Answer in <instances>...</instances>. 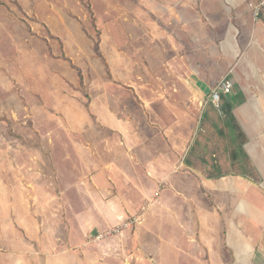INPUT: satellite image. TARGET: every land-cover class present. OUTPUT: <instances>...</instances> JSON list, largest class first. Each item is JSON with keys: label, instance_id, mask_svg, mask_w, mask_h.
Masks as SVG:
<instances>
[{"label": "rangeland", "instance_id": "rangeland-1", "mask_svg": "<svg viewBox=\"0 0 264 264\" xmlns=\"http://www.w3.org/2000/svg\"><path fill=\"white\" fill-rule=\"evenodd\" d=\"M206 3V0H0V17L7 18L0 32V190L3 193H0V264H81V254L88 249L79 250L83 248V238L76 235L81 234L85 243L94 245L98 230L107 227L112 233L120 230L114 224L108 226L110 214L122 211L124 217L129 213L127 207H120L118 201L112 202L113 194L94 193L91 189L94 183L87 178L89 171L82 177L55 178L57 185L66 184V179L71 182L72 193L62 194L60 189H53L46 194L44 189L37 191L35 181H41L38 184L42 186L47 182L48 178L41 176L42 171L48 170L47 164L42 162L41 169L45 170H41L28 155L36 147L39 134L48 135L51 144L62 145L76 139L86 147L91 143L94 146H90L91 151L97 154L100 145L110 143L111 151L103 154L112 162L114 158H127V147L142 151L141 141L147 139L148 151L143 160L151 158L158 172V165H165L160 149L167 158L172 157L175 143H188L189 122L196 118L200 124L204 117L191 86L178 74L174 82L176 68L168 66L159 47L163 49L164 42L168 41L165 44L167 51L171 49L170 60H180V55L187 59L186 48L179 45L185 41L179 28L188 30L189 22L184 19L188 21L189 11H196L197 19L205 17ZM112 38L117 44L122 42L119 53L110 44ZM39 56L52 63L57 74L50 76L53 81L55 76L60 81L54 82V87L47 91L53 115L46 119L37 112V91L29 84L37 71ZM183 68L189 67H178L181 74H185ZM45 81L38 85L41 87ZM109 91L115 99L99 100L100 94L105 96ZM97 100L99 104L102 101L110 105L97 110L93 105ZM59 103L65 105L61 111H58ZM174 106L177 112L171 113ZM150 107H155L158 113ZM44 120L54 124L51 130L41 132L36 126ZM115 121L124 126L109 128ZM59 122H63V128ZM72 123L83 125L86 130L76 129ZM97 126L104 128L100 131ZM186 153L184 149L182 156L188 163L190 156ZM72 169H79L76 159ZM159 183L152 182L149 189L160 188L162 207L175 208L181 198H176L169 183L165 186ZM82 196L98 207L93 208L94 204L90 207ZM62 201L64 205L58 207ZM66 202L70 203L68 207ZM100 202L105 208L98 205ZM9 203L13 204L12 208ZM48 203L55 208H42ZM85 215L89 217V224L86 222L85 229H81L80 223L87 221ZM162 216L163 234L180 236V219L175 218V209L163 210ZM100 218L108 221L106 226L94 225L93 229L91 223ZM67 237H71L69 244ZM67 245L78 256L73 263L68 254H63ZM161 247L166 256L158 259L159 264H175L174 251L169 253L171 249L166 244ZM178 260L185 262V259Z\"/></svg>", "mask_w": 264, "mask_h": 264}, {"label": "crops", "instance_id": "crops-1", "mask_svg": "<svg viewBox=\"0 0 264 264\" xmlns=\"http://www.w3.org/2000/svg\"><path fill=\"white\" fill-rule=\"evenodd\" d=\"M206 2L205 17L197 19V12L189 11L188 21L184 19L189 22L188 30L179 28L182 30L179 33L185 38L179 45L186 48L187 59L180 55V60H170L171 49L167 51L165 44L168 41L164 42L163 49L159 47L168 66L176 68L173 73L174 82L178 74L191 86L193 97L199 102L204 117L200 124L196 118L189 122L188 143H175L173 158H167L164 150L160 149L165 165L159 164L158 172L151 158L143 160L144 153L148 151L147 139L141 141L142 151L138 147H127V158H114L112 162L103 154L111 151L110 143L100 145L97 154L91 151V143L86 147L84 143L76 142V139L62 145L51 144L48 135L39 134L36 147L31 149V156L28 155L30 160L32 158L39 164L40 169L42 162H46L48 167L46 172H41V176L48 178L44 186L38 184L41 181H35L37 191L44 189L46 194H50L53 189H60L62 194L72 193L74 187L71 182L66 179V184L57 185L55 178L82 177L89 171L87 178H91L95 186L91 187L92 191L115 195L111 201H118L120 207L125 205L129 211L126 217H123L122 211L121 214L111 213L109 222L101 218L90 222L93 229L94 225L96 228L105 227V222H108V226L114 224L115 228L122 229L114 232L117 229L113 228V233L108 232L109 227L98 230L94 245L85 243V237L81 234L76 235L81 240L83 238V248L79 250L88 249L81 254V264H159L158 259L166 256L161 244L171 249L169 253L174 251L175 264H264V12L259 19H254L248 7L249 0ZM5 19L0 17V32ZM110 44L115 53L122 51V42L117 44L112 38ZM36 66L37 71L29 79V84L37 91V112L46 119L53 115L47 91L51 86L54 87V82L60 81L56 76L53 81L50 74L57 73L52 63L44 57L39 56ZM181 66L189 67L188 70L183 68L186 75L178 70ZM227 77L233 82L230 94L223 93L221 86L222 80ZM180 78L177 77L179 81ZM44 80L40 87L39 82ZM69 86L68 83L66 88ZM214 92H218L221 97L218 109L212 103ZM100 95L99 100L102 97L116 98L111 91L105 96ZM60 103L58 111L65 107L61 105L64 101ZM93 105L99 110L101 107L108 108L110 104L102 101L99 104L97 100ZM199 106L196 107L197 111ZM151 108L154 113H158L155 107ZM170 112L176 113L177 110L175 108ZM190 112L194 113L192 110ZM53 124L47 120L38 121L36 129L48 131ZM58 124L64 127L63 122ZM123 124L115 121L109 128L118 129ZM72 126L86 130L83 125L72 123ZM102 128L97 126L100 131ZM184 149H187L186 154L190 156L188 163L187 158L184 160L182 156ZM75 159L79 169L73 171L72 163ZM152 182H160V186L168 183L171 185L170 189L177 195L176 198H181L175 203V208H169L168 205L162 207L160 188L149 189ZM80 184L85 186L84 182ZM82 199L90 207L93 204V208L98 207L95 202L91 205L92 202L86 197L82 196ZM6 200L11 201L10 198ZM64 203H57L58 207ZM10 205L12 208L13 204ZM69 205L66 202V207ZM98 205L105 208L102 202ZM42 208L52 210L55 207L48 203ZM170 209H175V218L180 219L178 237L163 234L165 221L162 212ZM86 218L85 223H80L81 229L86 222L87 226L89 224V217ZM131 219H137L138 223L125 226L127 220ZM88 228L91 229V225ZM68 239L71 237L66 238L69 244ZM73 251L67 245L63 252L71 257V263L78 258ZM178 259H185V262Z\"/></svg>", "mask_w": 264, "mask_h": 264}, {"label": "built area", "instance_id": "built-area-1", "mask_svg": "<svg viewBox=\"0 0 264 264\" xmlns=\"http://www.w3.org/2000/svg\"><path fill=\"white\" fill-rule=\"evenodd\" d=\"M249 10L251 11L254 19H259L261 14L264 12V0H249L248 2ZM222 91L225 94H230L233 90V82L227 77L224 78L221 82ZM220 94L218 92H214L212 95V102L219 107L220 104ZM138 223L137 219H132L125 226L132 225Z\"/></svg>", "mask_w": 264, "mask_h": 264}, {"label": "trees", "instance_id": "trees-1", "mask_svg": "<svg viewBox=\"0 0 264 264\" xmlns=\"http://www.w3.org/2000/svg\"><path fill=\"white\" fill-rule=\"evenodd\" d=\"M95 50L98 51L97 46H96Z\"/></svg>", "mask_w": 264, "mask_h": 264}]
</instances>
